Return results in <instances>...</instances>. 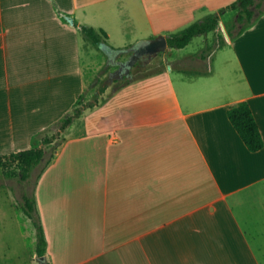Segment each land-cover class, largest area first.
Returning <instances> with one entry per match:
<instances>
[{"label": "crops", "instance_id": "1", "mask_svg": "<svg viewBox=\"0 0 264 264\" xmlns=\"http://www.w3.org/2000/svg\"><path fill=\"white\" fill-rule=\"evenodd\" d=\"M233 1L0 0V155L31 148L83 93L82 25L137 46ZM229 39L173 59L205 72L139 77L81 117L36 186L49 264H262L250 236L264 235V147L227 111L248 101L264 138V13Z\"/></svg>", "mask_w": 264, "mask_h": 264}, {"label": "trees", "instance_id": "2", "mask_svg": "<svg viewBox=\"0 0 264 264\" xmlns=\"http://www.w3.org/2000/svg\"><path fill=\"white\" fill-rule=\"evenodd\" d=\"M260 1L261 0H235L231 4L222 7L219 11L208 13L202 18L195 20L190 25L168 34V45L171 48H183L188 45L195 36L207 35L209 32H213L217 39V45L206 44L204 49L200 52L201 55L205 57V52L210 53L212 50L215 51L225 42L224 35L219 30L220 15L226 9L236 10L235 17L228 28L229 34L235 38L241 35L248 27L253 25L257 18L264 13V9H260L259 12L256 13L257 8H259L261 4ZM234 28L238 29L236 33H233ZM81 31L84 40L88 45L91 44L100 49V44L106 43V45L111 48L112 54L109 55L104 50L103 52L108 56H111L112 59L118 60L117 58L128 48L114 47L110 45L108 43V33L103 28L82 25ZM150 74L151 73H145L142 76ZM142 76L126 78L122 83L116 85L115 90H118L125 84ZM82 98L83 93L78 97L71 111L40 131L31 148L0 155V168L2 174L6 178L17 177L24 183L29 184V182H32L31 179L37 171L32 193L24 190V201L20 200L18 203L27 216L32 220L34 225L37 255L39 257H45V259L39 261L38 264H49V260L47 258L48 241L44 232L36 200V186L42 173L54 159L56 150L66 139L65 132H68V129L81 118L83 109L86 106L83 103ZM227 113L242 140L251 151H258L264 147L262 132L248 101H239L234 106L230 107ZM39 165L40 168H38Z\"/></svg>", "mask_w": 264, "mask_h": 264}, {"label": "rangeland", "instance_id": "3", "mask_svg": "<svg viewBox=\"0 0 264 264\" xmlns=\"http://www.w3.org/2000/svg\"><path fill=\"white\" fill-rule=\"evenodd\" d=\"M260 2V7L257 8L256 13H258L260 9H264V0H261ZM227 10L229 9H226L220 15L219 30L224 35L225 39V42L222 43L223 45L220 46V52L223 50V46H225V44L230 41L229 37L234 39L229 34L228 28L231 25L233 18L235 17L236 10H230L231 12L229 16H223V18L221 19V16ZM237 31L238 29H233V33H236ZM81 37L82 54L84 56L82 62L84 63L83 67H85V73L87 76V82L83 91L82 98V101L86 106L83 109V113L81 115L82 118L89 115L90 111L93 110L92 108H90V106L92 107V105L96 102L108 101L111 94L115 91L116 85L122 83L126 78L142 76L145 73L153 74L163 69L168 71L169 73H172V76H174V79L176 80V77L181 75V71H183V74L192 75L196 74V72H205L209 69L205 61L201 62V64H196L192 59H180L173 61V59H175L177 56L184 57L187 55H196L199 54L202 49H204L203 45L201 47L202 35H197L185 48L180 49L167 47L164 52L159 53L151 60H138L132 67L129 76L114 78L111 81H108L110 73H112V71L117 68V64H115L117 62L111 63L108 60V55L103 52L101 46L99 49L97 46L90 44V46L86 45L87 47L85 46V48L83 46L84 40L82 32ZM79 47H81V42L79 44ZM130 47H132V45H130ZM220 52L218 53L219 55ZM128 56L129 53H123L118 57V59L126 60ZM66 62H70V68L71 70H73V68L75 67V65H73V59ZM78 62L82 63L80 60H78ZM213 64L216 65V59L213 60ZM66 91H68V87L66 88ZM95 112L97 114L101 112V110L98 109L95 110ZM82 118L77 120L68 129V132H65L66 137L72 133H76L82 130ZM91 122L92 121L89 120V124H87V126H91ZM38 168H40V165L38 166ZM36 175L37 171L34 173L33 178L31 179L32 182L26 184L17 177L6 178L2 174V170L0 168V264H38L40 261L39 256L35 251L36 235L32 220L28 219L27 214L18 203L20 200L24 201V190L32 193ZM242 209L244 210V212L241 211L242 213L247 212L246 208ZM239 216L241 220H245L244 222H242V224L246 231L250 232L253 231L251 229L255 227H261L259 225H256L255 223H253V226H251L250 221L244 219L241 214ZM262 225L263 227L261 228H263L264 230V223ZM250 238L254 242L257 254L261 257L262 264H264V235H251Z\"/></svg>", "mask_w": 264, "mask_h": 264}, {"label": "water", "instance_id": "4", "mask_svg": "<svg viewBox=\"0 0 264 264\" xmlns=\"http://www.w3.org/2000/svg\"><path fill=\"white\" fill-rule=\"evenodd\" d=\"M67 19L71 22H73V18L70 16H67ZM101 48L108 53L109 55L112 54L111 48L106 45V43L100 44ZM168 40L166 35H158L154 38H152L149 42L143 43L137 46H132L127 48L123 51V53H130L128 58L126 60H117L115 64H119L120 66L112 71L109 76V80L111 81L114 78H120L121 72L123 70V66L126 65V73H130L132 67L134 64L140 60L142 57L146 58L147 60L153 59L156 55H158L161 52H164L168 47ZM45 259L44 256L39 257V260Z\"/></svg>", "mask_w": 264, "mask_h": 264}, {"label": "flooded vegetation", "instance_id": "5", "mask_svg": "<svg viewBox=\"0 0 264 264\" xmlns=\"http://www.w3.org/2000/svg\"><path fill=\"white\" fill-rule=\"evenodd\" d=\"M129 54H130V53H129ZM140 60L146 61L147 59L144 58V57H142ZM119 66H120V65L118 64V65H117V68H118ZM117 68H116V69H117ZM126 71H127V70H126V65H124L120 77L129 76V73H126Z\"/></svg>", "mask_w": 264, "mask_h": 264}, {"label": "bare ground", "instance_id": "6", "mask_svg": "<svg viewBox=\"0 0 264 264\" xmlns=\"http://www.w3.org/2000/svg\"><path fill=\"white\" fill-rule=\"evenodd\" d=\"M42 206V205H41ZM44 207V206H43ZM45 210V209H44Z\"/></svg>", "mask_w": 264, "mask_h": 264}]
</instances>
